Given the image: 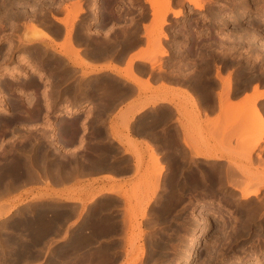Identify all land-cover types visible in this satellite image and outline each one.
Instances as JSON below:
<instances>
[{"label": "rangeland", "instance_id": "374dc122", "mask_svg": "<svg viewBox=\"0 0 264 264\" xmlns=\"http://www.w3.org/2000/svg\"><path fill=\"white\" fill-rule=\"evenodd\" d=\"M77 1L82 7L83 0H2L3 5L0 6V17L12 18L16 21L21 19L25 20V24L22 27L17 25L18 27L12 30L14 32H17V34L9 33V36L4 33L0 34V51L5 49L4 53H0V58L1 56L7 57L6 59H4V61H0V81H4L7 83L15 81V79H11L8 77L9 73L7 72V68L10 66L14 67L18 65L21 69L20 72H23L24 75H18L19 72L15 73L19 78V80L16 82L20 83L21 81H26L27 87H34V93H32L29 97H26V101L24 103L18 105V108H20L22 112H25L28 115L22 121V128H19L17 130L21 134L0 135V162L2 161L0 165V193L2 194H0V203H2L0 204V209L3 203H7L6 206L10 204V202H13L15 204V207L13 206L12 210L9 213H7L6 215H0V223L3 221V219H6L5 221H3V224L6 225L5 228H7L8 225V228H10V220L13 219L15 214H17L18 209L24 208L26 204L35 206L37 204H49L53 202L52 204L55 205L58 210L61 209L60 211H64H62V213H64V220L61 219L59 230L55 232V234L53 233V236L51 235L52 238L47 235L44 238L43 245L45 246L42 247L43 249H41V251H37L38 253L36 255L29 256L27 259L22 260L20 264H47V258H49L47 256L49 255V253L47 254L48 246L51 244V247H53L55 244H59V241L62 240L63 233L66 230L70 231L72 229L71 231H73L77 229L79 227V224L81 225L84 221H86V219H88L87 217H90V215L97 211L96 209L100 201H102L104 204L108 201L106 203V205L108 206L104 207V211L105 208H108L109 210L106 209V211L108 210L110 213H115L116 215H118L119 217L117 216V218H119L120 227H122V224H125L128 220L125 224V228L127 227V230L125 229V233H121V241H119L120 245H123H119V248L121 249V247L125 246L129 239H132L131 242L132 244H134V247L135 245L137 246L140 243H143L145 250L144 259L146 258L145 261H148L151 258L154 259V262L151 259L146 262V264H151L152 262L156 264L155 261H158L159 259V264H172L176 261L177 264H182L184 256L178 253L175 254L174 252L179 251L180 248L183 249L186 247H189V249L193 251L192 257L189 258L190 264H228L238 260L239 256L244 258L247 257V260H251L253 256L258 253L264 254V243L259 241L260 239L264 240V232L262 231V228H264L262 227L264 226V204H262V201H264V182L261 185L260 190L257 192L258 194L256 193L254 195H251L248 199H240V193L230 187L229 182L231 181H228L227 179L228 177H230L231 173V176H233V178L235 177V180L239 181L240 177L241 181L243 180L242 185H244L243 182H251L255 179V177L258 176V174L260 175L264 173V161L261 159L262 154L259 152L257 155L259 161L254 162L249 151L250 147L248 146V148L244 149L246 145L245 144L242 148V143L253 142L255 140V136L260 130L258 127L257 129L252 128V126V129L243 130L247 124L245 123L244 126V121H242L244 119L243 116L246 114L248 116V114H250V110L253 113L255 112V110H258L254 104H250V109L246 110L248 112H245V109H243V105H239L237 109L238 111L236 110L237 112L235 111L225 120V123L228 125H233L235 121L238 120V142L234 146H232V149L237 152L235 153V156L237 159L239 158L238 160H235L233 157H228V161L225 165L219 162H210L206 160L188 161L183 153H178L177 151H175L173 153L174 159L170 161L164 159L165 154L163 156H160L156 151H154V149L149 148L150 153L148 159L145 163H143L140 151L137 148L133 147L131 152L135 156L134 175L138 176V179L134 183H117V185H113V192H110L111 194L102 193L96 197L95 192L98 188L109 186L102 184L99 185L97 182H80V176L86 173V168L92 165L106 166L108 157H112L114 153H119V150L114 149L113 146L107 145L106 129L105 127L103 128L101 126H97L96 128L92 129L91 134L86 137L87 141H90L88 142L90 143V145H88L90 147L88 150L73 152L69 151L68 149L70 141L73 142L75 140H81L82 136H78L79 130L81 128L83 131H86L88 129L89 123L96 122V120H88L87 118V115H89L93 109L90 108L86 114L81 115V113L84 111H82V107L78 105L77 102V95H79L78 91L80 89V85L90 84L91 79H83V81H78L77 83H75V80L79 77V75L67 67L65 70H63V72L60 73L61 79H58L56 84H62V93H58L57 95L66 94V98L65 100H58L56 102H53L52 99L54 94H50V90L46 88L42 90V98H39V96L37 95L36 91L39 83H37V81L35 80L34 70H30V67H36L35 64H29L30 66H28L26 62H21L24 58H26V55H23L24 52L26 53L27 50H31V48L37 51V54H44L46 57L50 42L54 43L57 51L62 50L66 51L68 55H73V61L76 62L77 59L82 61L80 55L78 54L79 49L76 53H74L66 47L65 42L63 43L55 41L56 38L61 36V29L49 24L50 14L52 16L56 15L55 17H59V15L63 12V16H66L67 20L73 19L71 8L77 5ZM170 1H172V3L170 2L171 4L170 9L168 10L169 12L166 11V14L164 15L165 22L163 20L164 23H160L162 26L158 23V17H154L155 14H153L154 11L150 7V4L147 1L143 0L101 1L102 11H107L108 13H110L109 15H112L111 11H113L112 16H114V21L119 22L123 17L129 16L125 19H128L130 23L123 25V27L121 28L103 30V25H100L98 29L93 30L94 34H92L89 31L90 24L87 23V25H81L86 31L87 35L93 38L98 53H106L107 51L114 50L116 46L123 43L126 44L127 47L121 46V48H116V52L118 54H123L129 47L142 44V42L137 40L136 38L139 31V22H144V34L147 37V41L143 48L146 50V54L149 56V53L151 51L154 52L156 50H164L163 54L167 56L165 59H162L161 57H158V54H156L154 55L155 58L153 56L155 60L153 59L152 62L150 61L152 59L151 58L149 60L150 63L152 65L158 64L161 68L163 65H174L177 63V61L184 62L186 65L191 67L192 72L198 76V81L195 82L199 89H207L210 91L213 90L216 83L209 76L212 69L215 70V75L223 82V88L229 85V90L233 85V77L236 78L238 91L242 90L250 82L255 83L254 87L258 84H264V0H203V6L200 8L192 7L191 3L189 4L187 0H174V2L173 0ZM178 1L180 5L178 4ZM12 2H14V6ZM91 5L92 4L90 3V9L92 10L94 6ZM113 6L115 8L112 10ZM172 10H180L181 12L179 11L180 13L173 15ZM77 14L72 20L73 25L71 26L72 28L70 31V39L74 46L79 45V40L73 36V30L76 26V23L78 22V17H80V12H78ZM90 16L91 13L85 15L83 20L86 21L87 17ZM148 16H150V18H148ZM30 21L37 22L38 25H40L41 27L43 26V29L48 32L50 31L49 34L52 36L50 40L49 38H43L42 40L23 45V34L24 32H27L26 27L28 25V22ZM1 30L5 29L0 28V31ZM246 31L253 36H249V33H245ZM101 35L104 36L101 37ZM11 36H15L17 38L14 39ZM97 36L98 38H96ZM108 36L112 38H107ZM242 36H246V38H242ZM2 42H6L7 45L4 46L3 44H1ZM39 43H41L42 46ZM40 47L43 48L41 49ZM192 49L195 51V53ZM15 53L17 54L15 56L16 60H12ZM197 53L199 55H196ZM186 55H188V57ZM55 60L58 64L63 63V59L61 58L56 57ZM130 64L125 68L123 72L126 77H133L131 74V70L136 73H143V71L146 69L145 62L136 63L134 64V67L132 64L130 66ZM153 74L154 73L149 74L150 78L153 76ZM42 77V73H40L38 75V78L42 79ZM93 80V87H89L88 92H85L84 96L93 93L96 98H98V102H100L99 104L103 102L106 103L107 93L115 92V95H123L132 92V87L129 84H120L119 80L106 73H100L94 76ZM226 81L227 83L229 82L227 85ZM19 85L21 87L26 86L23 83ZM225 89H223L224 93L226 92ZM228 94H230V91L228 92ZM22 95L24 94L19 93V96ZM225 96L227 97L226 94ZM149 100L154 101L155 97H152ZM41 101L43 103H41ZM60 101H63V103H61ZM1 102L2 100L0 99V105H5ZM73 106H76L75 111L72 112L71 115L69 114V116H64L65 113L63 109ZM16 108L17 106L12 105L5 106V110L3 113H6L7 111L12 112ZM104 109L105 106L101 108V111ZM239 110H241L242 112ZM166 112L167 109H163L162 111H160V109L154 108L143 112L137 117V123L140 125V129H150L152 130V133H157V127L158 125L162 124L164 120L163 117H165L167 114ZM243 113L244 115H242ZM0 115H2V112H0ZM55 118H58V120L59 118H61L63 122L59 121L56 123L54 122ZM245 122L249 121L245 120ZM200 140L202 141L203 138H200ZM125 142L127 143L129 148L130 143L127 140H125ZM11 150L15 152L13 153ZM98 152L101 154H97ZM195 152L198 151H194V153ZM219 153L222 152L220 151ZM166 154L170 155V152L168 151ZM13 155L17 156L16 158L18 160ZM10 158L11 160L14 158V160H12L13 162L9 161ZM6 159H8V161ZM119 159L123 160V156L120 155ZM240 159H243V162L240 161ZM3 160L5 163L3 162ZM125 162L126 165L129 164L128 161ZM17 163L28 165L32 169L35 166L34 170H32V173H35V177L31 173L30 175L26 173L18 174L13 170L11 171L9 167L14 164L16 165ZM3 164L10 166L6 167ZM47 165L49 168L47 167ZM50 166L53 167L51 168L52 171L50 170ZM160 168L161 172L165 169L162 176L161 172L159 173ZM240 172L242 173L240 174ZM233 174L236 175L234 176ZM252 175H254V177H252ZM66 177H70V182L65 179ZM230 179H232V177ZM232 181L235 182L234 180ZM183 182H187L189 184V187L182 186L181 183ZM156 183L158 184L157 191L154 194L152 201L147 206L148 208L146 207L143 210L142 206H144L147 198L151 195ZM179 183L181 184L180 187ZM209 183H213L214 186L219 187V191H217V194H214L213 196L203 194V187L205 186V184ZM86 190L88 191V193L83 194V192ZM114 191H117L118 193L120 192V196L117 195L118 193L115 194ZM177 192L179 193L177 194ZM115 195L118 196L116 197L118 199L115 198L116 200L114 199ZM171 195H173V198L171 197ZM54 197L57 199H55ZM99 198L102 199L100 200ZM39 199H41V201ZM95 204L97 205L95 206ZM121 205L124 206L121 207ZM113 206L115 207L113 208ZM210 206L219 208L221 210V215L216 213H208V215L205 217L206 219L204 224L198 222L199 218L197 217V214L200 211L206 213L207 208ZM140 208H142V211L144 212L143 217L141 216L142 211ZM123 209H125L126 213L124 211L121 212ZM117 210H119L120 213H117ZM160 212H162V214ZM239 213H244L243 217L245 218H243L244 221L241 220L242 222H240L241 218L239 217ZM124 215H126V217L128 218L125 221L124 219H126V217H124ZM137 215H139V217ZM122 216L124 219L122 218ZM138 222L140 224H138ZM180 222L181 224H179ZM184 224H187L188 226ZM243 224L244 226H242ZM257 224L259 225V228ZM90 226L91 225H89L88 227ZM182 228L185 229L183 230ZM139 229L143 231L142 237L143 240L145 238L146 241L141 240L140 242L139 238L135 237L137 236L136 234ZM161 229L163 231H161ZM257 231H259V233ZM149 232L152 235H148ZM156 232L157 234H159H156L155 236L154 233ZM254 234L256 235L254 236ZM177 236H179L178 238L180 239H178ZM192 236H196L197 240L196 242L190 243V239ZM122 237L125 239H122ZM166 237L167 239L165 240ZM171 237L174 240H171ZM157 240L163 245L165 244V246L169 247H166L167 249L165 248L166 252L164 254L155 252L150 255V243H153ZM144 242H146V244H144ZM256 243L259 246V249ZM145 245L147 247H145ZM171 250L174 252H172ZM205 254L207 257L205 256ZM118 255L119 256H117L116 263L124 264V261L126 259L125 255L123 256V253H119ZM129 259H133V255L130 256ZM201 260L204 263H202ZM53 264H58V262L56 261ZM64 264L71 263L65 262Z\"/></svg>", "mask_w": 264, "mask_h": 264}, {"label": "crops", "instance_id": "0c3cea01", "mask_svg": "<svg viewBox=\"0 0 264 264\" xmlns=\"http://www.w3.org/2000/svg\"><path fill=\"white\" fill-rule=\"evenodd\" d=\"M60 16H63V13ZM128 23L130 21L124 18L123 21L116 22L109 28H121ZM143 23L139 22L137 34V40L141 41L142 44L129 47L130 49H126L123 54L116 52V48L127 47L123 43L116 46L112 51L96 55H92L88 50L80 49L78 54L82 61L77 59L75 62L73 55L68 56L57 51L54 43L50 42L48 47L50 53L63 59L65 65L79 75L75 83L83 81V79H91L90 84L80 85L77 102L84 111L81 115L86 114L90 108L93 109L87 118L88 120H96V122L89 123L86 131H83L82 128L79 130L78 136H82V141H70L69 151L88 150L90 148L88 142L90 141H87L86 137L97 126L105 127L107 145L119 150V153H114L112 157H108L106 166L92 165L86 168V173L80 176L81 183L97 182L99 185L102 183V185L107 186H113L120 182L134 183L138 176L134 175L135 156L131 152L133 147L140 151L143 163L148 159L149 148H152L160 156L165 154V160L172 161L174 159L173 153L177 151L183 153L188 161L206 160L225 165L228 157H233L235 160L239 159L235 156L237 152L232 149V146L238 142V120L233 125L226 124L225 120L238 109L239 105H243V109L248 107L245 108L247 110L250 109L249 105L252 103L264 115V93L263 96L254 97L258 92L254 90V82H250L249 87L247 85L238 91L236 78L233 77L230 94L225 98L223 82L215 75L214 69L211 70L209 76L216 85L210 91L196 87L195 81H198V76L192 72L191 67L183 62L177 61L174 65H163L160 68L158 64L151 65L149 60L135 58L139 55H146V50L143 47L147 39L144 34ZM63 39V36H59L55 41L61 42ZM131 57L134 58L130 62ZM158 57L165 59L167 56L163 54ZM141 62L146 64L143 73L133 71L135 77H125L123 72L129 65L128 63H132L134 67V64ZM100 73H106L116 78L120 84H129L132 87V92L123 95H115V92L107 93V101L101 105L93 93L84 96V93L88 92V88L93 87V77ZM150 73H154L151 78ZM135 79L137 82L133 81ZM256 90L264 92V84H258ZM152 97H155L153 102L149 100ZM104 106L105 109L101 111ZM152 108L160 109V111L167 109L162 124L157 127V133H152L150 129H140V125L137 123V117ZM200 138L203 140L201 141ZM125 140L130 143L129 148ZM168 151L170 155L166 154ZM194 151H198L199 154L212 151L219 153L221 151L223 156L221 154L217 158H206L199 155L200 158ZM259 152L264 161V135L256 147L250 151L254 162L259 161L257 156ZM120 155L123 156V160L119 159ZM125 161H128L129 164L126 165ZM240 161L243 162V159ZM164 170H162L161 176L164 174ZM65 179L70 182V177ZM87 193V190L83 192V194Z\"/></svg>", "mask_w": 264, "mask_h": 264}, {"label": "bare ground", "instance_id": "6f19581e", "mask_svg": "<svg viewBox=\"0 0 264 264\" xmlns=\"http://www.w3.org/2000/svg\"><path fill=\"white\" fill-rule=\"evenodd\" d=\"M80 1V0H79ZM145 1H147L149 4H150V7L152 8V10L154 11L153 12V14H155V18H157L158 17V19H159V24L160 23H162L163 22V20H164V15L166 14V11H168L169 9H170V4L172 3V1H170V0H145ZM181 1V0H180ZM188 2H189V4L191 3V5H192V7H194V8H200V7H202L203 6V0H187ZM207 1V0H206ZM210 1V0H209ZM233 1V0H232ZM235 1V0H234ZM239 1V0H238ZM241 1V0H240ZM15 2V1H14ZM14 2H12L13 3V6H14ZM17 2V1H16ZM19 2V1H18ZM139 2V1H138ZM171 2V3H170ZM173 2H174V0H173ZM212 2V1H211ZM237 2V1H236ZM257 2V1H256ZM263 2V1H262ZM34 3V2H33ZM47 3V2H46ZM77 3V5L76 6H74V7H72L71 9H72V12H71V14H72V17H73V19L75 18V15L78 13V12H80V11H82L83 10V8L80 6V3L77 1L76 2ZM182 3V2H181ZM264 3V2H263ZM25 4V3H24ZM138 4V3H137ZM175 4V3H174ZM178 4H179V1H178ZM230 4V3H229ZM1 5H3V4H1ZM12 5V4H11ZM18 5V4H17ZM32 5V4H31ZM180 5V4H179ZM227 5V4H226ZM261 5V4H260ZM7 6V5H6ZM16 6V5H15ZM20 6V5H19ZM21 6H23V5H21ZM172 6V5H171ZM243 6V5H242ZM247 6V5H246ZM28 7V6H27ZM43 7V6H42ZM11 8V7H10ZM23 8V7H22ZM65 8V7H64ZM259 8V7H258ZM7 9V8H6ZM17 9V8H16ZM173 9V8H172ZM249 9V8H248ZM251 9V8H250ZM10 10V9H9ZM23 10V9H22ZM64 10V9H63ZM68 10H70V9H68ZM67 10V11H68ZM183 10V9H182ZM20 11V10H19ZM34 11V10H33ZM58 11V10H57ZM180 10H172V12H173V15L175 14H178V13H180L179 12ZM2 12H4V11H2ZM23 12V11H22ZM27 12V11H26ZM29 12V11H28ZM70 12V11H69ZM169 12V11H168ZM171 12V11H170ZM230 12V11H229ZM7 13H8V11H7ZM6 13V14H7ZM19 13V12H18ZM51 13V12H50ZM191 13V12H190ZM261 13V12H260ZM21 14V13H20ZM68 14V13H67ZM70 14V13H69ZM262 14V13H261ZM4 15V14H3ZM14 15H15V13H14ZM32 15V14H31ZM78 15V14H77ZM242 15H243V13H242ZM241 15V16H242ZM2 16V15H1ZM20 16V15H19ZM34 16V15H33ZM56 15H54L53 17H55ZM151 16H152V14H151ZM213 16V15H212ZM240 16V17H241ZM244 16H246V15H244ZM260 16V15H259ZM16 17V16H15ZM22 17V16H21ZM37 17V16H36ZM39 17V16H38ZM166 17V16H165ZM7 18V17H6ZM23 18V17H22ZM68 18V17H67ZM76 18H77V16H76ZM12 19V18H11ZM18 19V18H17ZM55 20H56V22L58 21V22H60V23H62V24H64L65 25V28H66V32H65V38H64V41H63V43L65 42V44H66V47L67 48H69L72 52H74V53H76L77 52V50L78 49H76L75 47H74V44L71 42V39H70V31H71V26L73 25L72 24V20L73 19H70V20H67L66 19V16H64L63 18L61 17L60 18V16L59 17H55L54 18ZM69 19V18H68ZM246 19V18H245ZM37 20V19H36ZM40 20V19H39ZM35 21V20H34ZM38 21V20H37ZM70 21V22H69ZM153 21V20H152ZM164 22H165V20H164ZM163 22V23H164ZM40 23V22H39ZM219 23V22H218ZM41 24V23H40ZM147 24V23H146ZM151 24V23H150ZM157 24V23H156ZM161 25V24H160ZM211 25H213V24H211ZM26 26V25H25ZM46 26V25H45ZM154 26H155V24H154ZM159 26V25H158ZM162 26V25H161ZM43 27V26H42ZM40 25H38L37 24V22H33V21H30V22H28V25H27V27H26V29H27V32H24V36H23V38H22V41H23V45H25V44H29V43H32V42H35V41H39V40H42L43 38H49V40H50V38L52 37L50 34H49V32L48 31H46L45 29H43ZM147 27V26H146ZM150 27V26H149ZM149 27H148V29H149ZM216 27V26H215ZM159 28V27H158ZM250 29H251V27H250ZM181 30V29H180ZM184 30V29H183ZM182 30V31H183ZM160 31H161V28H160ZM182 31H180V32H182ZM215 31V30H214ZM248 31V30H247ZM245 32V33H249V32ZM254 31V30H253ZM21 32V31H20ZM174 32H176V31H174ZM186 32V31H185ZM149 33V32H148ZM196 33V32H195ZM256 33V32H255ZM160 34H161V32H160ZM240 34V33H239ZM254 34V33H253ZM21 35V34H20ZM130 35V34H129ZM133 35V34H132ZM173 35H174V33H173ZM172 35V36H173ZM183 35V34H182ZM252 34H250L249 33V36H251ZM255 35V34H254ZM126 36V35H125ZM147 36H149V35H147ZM166 36V35H165ZM237 36V35H236ZM241 36V35H240ZM239 36V37H240ZM253 36V35H252ZM244 36H242V38H243ZM244 38H246V36L244 37ZM249 38V37H248ZM256 38V37H255ZM137 39V38H136ZM146 39H147V37H146ZM175 39H177V38H175ZM184 39V38H183ZM53 40V39H52ZM150 40V39H149ZM261 40H263V39H261ZM73 41V40H72ZM16 42V41H15ZM43 42V41H42ZM175 42V41H174ZM197 42V41H196ZM261 42H263V41H261ZM38 43V42H37ZM46 43V42H45ZM128 43V42H127ZM15 44V43H14ZM39 44H41V43H39ZM44 44V43H43ZM179 44V43H178ZM261 44H263V43H261ZM260 44V45H261ZM11 45V44H10ZM206 45V44H205ZM37 46V45H36ZM41 46H42V44H41ZM64 46V45H63ZM154 46V45H153ZM45 47H46V44H45ZM44 47V48H45ZM62 47V46H61ZM262 47V46H261ZM41 48V47H40ZM43 48V47H42ZM41 48V49H42ZM196 48V47H195ZM12 49V48H11ZM32 49V48H31ZM130 49V48H129ZM189 49V48H188ZM199 49V48H198ZM10 50V49H9ZM16 50V49H15ZM176 50V49H175ZM179 50V49H178ZM193 50V49H192ZM194 51V50H193ZM62 52V51H61ZM63 52H66V51H63ZM178 52V51H177ZM187 52V51H186ZM164 53V50H156V51H151L150 53H149V56L146 54V55H143V56H140L139 55V57H135V58H143L144 60H150L151 58V60L150 61H152L154 58H155V56L154 55H156V54H158V55H162ZM194 53H195V51H194ZM199 53V52H198ZM196 54V55H199V54ZM8 55V54H7ZM37 55V54H36ZM70 55V54H69ZM76 55V54H75ZM169 55V54H168ZM153 56H154V58H153ZM187 57H188V55H186ZM134 57H131V59H130V62L132 61V59H133ZM4 59V58H3ZM191 59V58H190ZM138 60V59H137ZM155 60V59H154ZM159 60V59H158ZM180 60V59H179ZM188 60V59H187ZM85 61V60H84ZM153 62V61H152ZM169 63V62H168ZM184 63V62H183ZM198 63V62H197ZM196 63V64H197ZM201 63V62H200ZM128 64H130V63H128ZM127 64V65H128ZM132 64V63H131ZM131 64H130V66H131ZM191 64V63H190ZM152 65V64H151ZM18 66V65H17ZM17 66H10V67H8L7 68V72L9 73V78H15L16 79V77L18 78V76H17V74H15V73H18L19 72V74L18 75H24L23 74V72H20L21 71V69L19 68V66L17 67ZM188 66V65H187ZM175 67V66H174ZM23 68V67H22ZM170 68H172V67H170ZM176 68V67H175ZM174 68V69H175ZM202 68V67H201ZM6 70V69H5ZM25 70V69H24ZM28 70V69H27ZM124 70V69H123ZM26 71V70H25ZM38 71V70H37ZM162 71V70H161ZM41 72V71H40ZM246 72V71H245ZM40 74V73H39ZM38 74V75H39ZM122 74V73H121ZM131 74H132V76L133 77H135V74H133V71L131 70ZM126 77V76H125ZM129 78H130V76H129ZM224 78V77H223ZM245 78V77H244ZM19 79V78H18ZM137 79V78H136ZM136 79L135 80H133V81H136ZM243 81V80H242ZM253 81V80H252ZM137 82V81H136ZM229 83V82H228ZM227 83V81H226V85L228 84ZM223 84V83H222ZM243 86H244V84H243ZM247 87H249V85L247 86ZM256 87H257V85L254 87V90L255 91H258L255 95H254V97H256V96H263L262 94L264 93V92H261V91H259V90H256ZM225 88H227V89H225ZM225 88H223V89H225V93L224 94H226L227 96L229 95L228 94V92L230 91L229 90V85L228 86H225ZM221 91V90H220ZM221 94V93H220ZM196 97V96H195ZM221 97V96H220ZM163 98V97H162ZM225 98H226V96H225ZM160 99V98H159ZM165 99V98H164ZM157 100V99H156ZM221 100H222V98H221ZM251 100V99H250ZM99 101V100H98ZM155 101V100H154ZM160 101V100H159ZM224 101V100H223ZM153 102V101H152ZM162 102V101H161ZM221 102V101H220ZM227 102V101H226ZM225 102V103H226ZM254 102V101H253ZM2 103V102H1ZM100 103V102H99ZM222 103V102H221ZM224 103V102H223ZM224 103V104H225ZM233 103V102H232ZM148 104V103H147ZM155 104V103H154ZM223 104V105H224ZM253 104V103H252ZM101 105V104H100ZM233 105V104H232ZM78 106V105H77ZM227 106H229L230 107V105H227ZM250 106V105H249ZM67 107V106H66ZM65 107V108H66ZM228 107V108H229ZM234 107V106H233ZM239 107V106H238ZM140 108V107H139ZM138 108V109H139ZM245 108H248V107H245ZM244 108V109H245ZM0 111L1 112H4V110H5V105H0ZM75 109H76V106H73V107H68V108H66V109H64V112H65V116H69V114L71 115V113L72 112H74L75 111ZM78 110V109H77ZM225 110V109H224ZM248 110V109H247ZM141 111V110H140ZM229 111H230V109H229ZM238 111V110H237ZM236 111V112H237ZM239 111H241V110H239ZM48 112V111H47ZM139 112V111H138ZM231 112V111H230ZM242 112V111H241ZM245 112H248V111H246V109H245ZM250 112V114L252 115H250V114H248V116H247V114L246 115H244V113L242 114V115H244L243 117H244V119L242 120V121H244L243 123H244V126H245V123H247L246 124V126H245V128L243 129V130H249V129H252V128H259L260 130L258 131V133H257V135L255 136V140L253 141V142H251V143H248V142H245V143H242L243 144V146H242V148L244 147V145H245V147H244V149L245 148H248V146L250 147V151H251V149H253L254 147H256V145L258 144V142L262 139V137H263V135H264V128H263V126H264V115H263V112H261V111H257V110H255V112L253 113L251 110L249 111ZM239 113V112H238ZM248 118V119H247ZM242 119V118H241ZM245 120H247V121H249V122H245ZM59 121H62V119H60ZM250 121H251V123H250ZM254 121V122H253ZM63 122V121H62ZM60 124H61V122H60ZM64 124V123H63ZM57 125V124H56ZM248 125V126H247ZM243 126V127H244ZM251 126H252V128H251ZM248 127V128H247ZM257 128V129H258ZM257 129H255V130H257ZM254 131V130H253ZM240 134V133H239ZM214 135V134H213ZM246 136V135H245ZM15 138V137H14ZM13 139V138H12ZM16 139V138H15ZM27 142V141H26ZM100 142V141H99ZM2 143V142H1ZM21 144V143H20ZM31 144V143H30ZM56 144V143H55ZM96 144V143H95ZM241 144V145H242ZM32 145V144H31ZM99 145V144H98ZM11 146V145H10ZM17 146H18V144H17ZM31 147V146H30ZM13 148V147H12ZM11 148V149H12ZM240 148V147H239ZM25 149V148H24ZM23 149V150H24ZM97 149H99V148H97ZM4 150V149H3ZM18 150V149H17ZM12 151V150H11ZM102 151V150H101ZM4 152V151H3ZM13 152V151H12ZM15 152V151H14ZM13 152V153H14ZM19 153V152H18ZM196 153V155H202L203 157H212V158H217V157H219L221 154H222V156H223V153H217V152H211V153H205V154H199V152H195ZM22 154V153H21ZM20 154V155H21ZM31 154V153H30ZM97 154H101V153H97ZM6 155V154H5ZM11 155H12V153H11ZM15 155V154H14ZM13 155V156H14ZM17 155V154H16ZM4 156V155H3ZM99 156V155H98ZM102 156V155H101ZM15 158L17 157V156H14ZM22 157V156H21ZM200 157V156H199ZM25 158V157H24ZM40 158V157H39ZM201 158V157H200ZM211 158V159H212ZM9 159V158H8ZM8 159H6L7 161H8ZM17 159V158H16ZM15 159V160H16ZM103 159V158H102ZM12 160H14V158L12 159ZM11 160V158H10V160L9 161H12ZM18 160V159H17ZM20 160H21V158H20ZM19 160V161H20ZM25 160H27V159H25ZM25 160H24V162H25ZM41 161V160H40ZM101 161V160H100ZM2 162V161H1ZM1 162H0V165H1ZM3 162H4V160H3ZM13 162V161H12ZM5 163V162H4ZM9 163V162H8ZM7 163V164H8ZM11 163V162H10ZM16 163V162H15ZM20 163V162H19ZM29 163V162H28ZM38 163V162H37ZM102 164V163H101ZM4 166H8V165H5V164H3ZM41 165V164H40ZM10 166V165H9ZM8 166V167H9ZM101 166H103V165H101ZM46 167V166H45ZM47 167H48V165H47ZM5 168V167H4ZM10 168V170L12 171H14L15 173L17 172L18 174L19 173H26V174H29L30 175V173L31 174H33V176L35 175V173L33 172L32 173V170H34V168H35V166H34V168L32 169V168H30V166H28V165H23V164H14V165H12V166H10L9 167ZM42 168V167H41ZM49 168V167H48ZM51 168H53V167H51L50 166V170H51ZM56 168V167H55ZM61 169V168H60ZM99 169V168H98ZM108 169V168H107ZM161 170V168L159 169V173L161 172L160 171ZM35 171H36V169H35ZM45 171V170H44ZM52 171V170H51ZM241 171V170H240ZM6 173V172H5ZM8 173V172H7ZM39 173H41V172H39ZM38 173V174H39ZM57 173V172H56ZM106 173V172H105ZM158 173V174H159ZM234 173V172H233ZM242 172H240V174H241ZM10 174V173H9ZM8 174V175H9ZM37 174V173H36ZM239 174V173H238ZM59 175V174H58ZM234 175V174H233ZM236 175V174H235ZM234 175V176H235ZM11 176V175H10ZM63 176V175H62ZM257 176V175H256ZM7 177V176H6ZM17 177V176H16ZM26 177H28V176H26ZM25 177V178H26ZM32 177V176H31ZM35 177V176H34ZM64 177V176H63ZM116 177V176H115ZM232 177V179H230ZM252 177H254V175H252ZM14 178V177H13ZM20 178V177H19ZM30 178V177H29ZM162 178V177H161ZM218 178V177H217ZM235 178V177H234ZM233 178V176H231V173H230V177H228L227 179H228V181H231V182H229V184H230V187L231 188H233L234 190H237L239 193H240V199H248L251 195H254V194H256L259 190H260V187H261V185L263 184V182H264V173H262V174H258V176L257 177H255V179L253 180V179H251V180H253V181H251V182H248V181H246V182H243L244 183V185H242V181H241V178L239 177V181L238 180H235ZM236 178H238V177H236ZM1 179V178H0ZM21 179V178H20ZM28 179V178H27ZM32 179V178H31ZM62 179V178H61ZM159 179V178H158ZM230 179V180H229ZM15 180H16V178H15ZM162 180V179H161ZM160 180V181H161ZM165 180V179H164ZM232 180H234L235 182H233ZM248 180H250V179H248ZM8 181H10V180H8ZM159 181V180H158ZM201 181V180H200ZM221 181H222V179H221ZM0 182H1V180H0ZM24 182V181H23ZM58 182V181H57ZM103 182V181H102ZM156 182H157V180H156ZM163 182V181H162ZM9 183V182H8ZM174 183V182H173ZM186 183V182H185ZM10 184V183H9ZM9 184H8V186H9ZM102 184V183H101ZM176 184H177V182H176ZM225 184V183H224ZM117 185V184H116ZM180 183H179V187H180ZM185 185V184H184ZM184 185H182V186H184ZM226 185V184H225ZM4 186V185H3ZM3 186H2V188H3ZM7 186V185H6ZM161 186V185H160ZM181 186V187H182ZM186 186H187V184H186ZM220 186V185H219ZM5 187V186H4ZM113 187L114 186H109V187H100V188H98L97 190H96V192H95V194H96V197L97 196H99L100 194H102V193H109V194H111L110 192H113ZM120 187V186H119ZM157 187H158V184L156 183L155 185H154V190L152 191V193H151V195L147 198V200H146V202H145V204H144V206H142L143 207V210L149 205V203L152 201V199H153V196H154V194L156 193V191H157ZM7 188V187H6ZM10 189V188H9ZM180 189V188H179ZM8 190V189H7ZM4 191V190H3ZM9 191V190H8ZM177 191V190H176ZM217 191H219V187L218 186H214V184L213 183H209V184H205V186L203 187V189H202V192H203V194L204 193H206V195H209L210 194V196L212 195L213 196V194H217ZM1 192V191H0ZM6 193V192H5ZM114 193L116 194V193H118L117 191L115 192L114 191ZM164 193V192H163ZM179 192H177V194H178ZM1 194V193H0ZM120 194V192L117 194V195H119ZM122 194V193H121ZM225 194V193H224ZM258 194V193H257ZM2 195V194H1ZM7 195V194H6ZM112 195H113V193H112ZM183 195V194H182ZM4 196V195H3ZM93 196V195H92ZM120 196V195H119ZM148 196V195H147ZM173 195H171V197H172ZM94 197V196H93ZM107 197V196H106ZM116 197H118V196H114V199L116 198ZM130 197V196H129ZM170 197V198H171ZM3 198V197H2ZM25 198V197H24ZM33 198V197H32ZM39 198H40V196H39ZM55 198V197H54ZM112 198H113V196H112ZM111 198V199H112ZM173 198V197H172ZM1 199V198H0ZM45 199V198H44ZM51 199V198H50ZM55 199H57V198H55ZM95 199V198H94ZM93 199V200H94ZM100 199V198H99ZM102 199V198H101ZM100 199V200H101ZM116 199H118V198H116ZM115 199V200H116ZM122 199V198H121ZM146 199V198H145ZM175 199V198H174ZM19 200V199H18ZM36 200V199H35ZM40 201H41V199H39ZM46 200V199H45ZM44 200V201H45ZM54 200V199H53ZM98 200V199H97ZM120 200V199H119ZM171 200V199H170ZM12 201V200H11ZM17 201V200H16ZM47 201V200H46ZM107 201V200H106ZM105 201V202H106ZM112 201V200H111ZM121 201H123V200H121ZM130 201V200H129ZM173 201V200H172ZM25 202V201H24ZM59 202V201H58ZM108 202V201H107ZM106 202V203H107ZM175 202V201H174ZM53 203V202H52ZM52 203H49V204H46V203H44V204H37V205H25V207L24 208H20V209H18V211H17V214H15V216L13 217V219H11L10 220V228H8V226H7V228H5V226L6 225H4L3 223V221H5L4 219H3V221L0 223V227H1V229H0V264H20L21 263V261L22 260H25V259H27L29 256H33V255H36L38 252L37 251H41V249H43L42 247L43 246H45V245H43L44 244V238L47 236V235H49L50 236V238H52L51 237V235L54 233L55 234V232H57L58 230H59V227H60V222H61V219H63L64 220V213H62V211H60V210H58L57 209V207L55 206V205H53ZM106 203L104 204L102 201H100V203H99V205H98V207H97V211H95L92 215H90V217H87L88 219H86V221H84L81 225L79 224L78 226V228L77 229H75V230H73V231H68V230H66L64 233H63V238H62V240L61 241H59L60 243L59 244H55L56 245V247H55V245L53 246V247H51V244L48 246V249H47V254L49 253V255H47L49 258H47L48 259V263L47 264H53V263H55L56 261L58 262V264H64L65 262H68V263H78V264H115L116 262H117V256H119L118 254L120 253V254H122L123 253V256L125 255V261H124V264H146V262H148L149 260H153V262H154V259L153 258H151V259H149L148 261H145V259H144V252H145V250H144V245H143V243H140L139 245H135V247H134V244H132V242H131V240L129 239L128 241H127V243H126V245L125 246H123V247H121V249L119 248V245H120V243H119V241H121L120 239H121V233H125V229L127 228H125V224L127 223V217H126V215H124V217H126V219H124L123 218V216H122V218L124 219V221L125 220H127L126 221V223L125 222H122V223H125V224H122V227H120V224H119V218H117V216L118 215H116L115 213L113 214V213H110L108 210V208H105V211H104V207H107L108 205H106ZM110 203V202H109ZM113 203V202H112ZM117 203V202H116ZM125 203V202H124ZM173 203V202H172ZM0 204H2V203H0ZM7 204V203H6ZM6 204H4L3 203V205H1V211H0V215H6L7 213H9L11 210H12V208H13V206L15 205L13 202H10V204H8L7 206H6ZM18 204V203H17ZM21 204V203H20ZM36 204V203H35ZM120 204V203H119ZM97 204H95V206H96ZM105 205V206H104ZM114 205V204H113ZM138 205V204H137ZM151 205V204H150ZM3 206V207H2ZM59 206V205H58ZM110 206V205H109ZM124 205H121V207H123ZM6 207V208H5ZM15 207V206H14ZM115 206H113V208H114ZM116 207H118V206H116ZM139 207V206H138ZM5 208V209H4ZM148 208V207H147ZM159 208V207H158ZM3 209V210H2ZM65 209V208H64ZM106 209H108L107 211H106ZM112 209V208H111ZM117 209V208H116ZM115 209V210H116ZM141 209V211H142V208H140ZM93 210H95V209H93ZM139 210V209H138ZM165 210V209H164ZM119 210H117V213H120V211L118 212ZM125 212V209H123L121 212ZM221 210L219 209V208H216V207H213V206H210V207H208L207 208V211H206V213H203L202 211H200L198 214H197V217L199 218L198 219V222H200V223H202V224H204V222H205V217L208 215V213H216V214H219V215H221V212H220ZM14 212V211H13ZM64 212V211H63ZM88 212H90V211H88ZM133 212V211H132ZM139 212V211H138ZM86 213V212H85ZM126 213V212H125ZM125 213H123V214H125ZM135 213V212H134ZM141 213V212H140ZM161 214H162V212H160ZM89 214H91V213H89ZM136 214V213H135ZM137 214H139V213H137ZM177 214V213H176ZM231 214V213H230ZM171 215H173V214H171ZM87 216V215H86ZM138 217H139V215H137ZM141 216L143 217L144 216V212L142 211V214H141ZM119 217V216H118ZM241 217V216H240ZM246 217H248V216H246ZM10 218V217H9ZM66 218H67V216H66ZM83 218V217H82ZM86 218V217H85ZM136 218V217H135ZM170 218V217H169ZM172 218V217H171ZM245 218V217H244ZM197 219V218H196ZM249 219V218H248ZM66 220V219H65ZM68 220V219H67ZM82 220V219H81ZM141 220V219H140ZM247 220V219H246ZM8 221V220H7ZM6 221V222H7ZM137 221H138V219H137ZM168 221V220H167ZM194 221V220H193ZM244 221V220H243ZM250 221H251V219H250ZM64 222V221H63ZM121 222V221H120ZM240 222H242L241 221V219H240ZM140 223H141V221H140ZM139 222H138V224H140ZM169 223V222H168ZM167 223V224H168ZM189 223V222H188ZM247 223V222H246ZM249 223V222H248ZM7 224V223H6ZM9 224V223H8ZM177 224V223H176ZM175 224V225H176ZM179 224H181V222L179 223ZM206 224V223H205ZM89 225H91L90 227H88ZM164 225V224H163ZM174 225V226H175ZM178 225V224H177ZM184 225H187V224H184ZM258 225V224H257ZM261 225H262V223H261ZM140 226V225H139ZM151 226V225H150ZM188 226V225H187ZM186 226V227H187ZM221 226V225H220ZM242 226H244V224L242 225ZM246 226V225H245ZM248 226V225H247ZM163 227V226H162ZM172 227V226H171ZM181 227H182V225H181ZM240 227V226H239ZM263 227V226H262ZM175 228H177V227H175ZM179 228H180V226H179ZM178 228V229H179ZM205 228V227H204ZM243 228V227H242ZM246 228V227H245ZM258 228H259V225H258ZM138 229V228H137ZM148 229V228H147ZM165 229V228H164ZM183 229V228H182ZM182 229H181V231H182ZM185 229V228H184ZM183 229V230H184ZM239 229H241V228H239ZM127 230V229H126ZM154 230V229H153ZM158 230V229H157ZM156 230V231H157ZM166 230H168V229H166ZM173 230V229H172ZM161 231H163L162 229H161ZM161 231H159V232H161ZM187 231V230H186ZM244 231V230H243ZM260 231V230H259ZM259 231H257L258 233H259ZM169 232V231H168ZM240 232V231H239ZM242 232V231H241ZM147 233V232H146ZM170 233V232H169ZM173 233H175V232H173ZM151 233L149 232V234L148 235H150ZM155 234V236H156V234H157V232L156 233H154ZM159 234V233H158ZM157 234V235H158ZM162 234V233H161ZM167 234V233H166ZM184 234V233H183ZM190 234V233H189ZM264 234V233H263ZM57 235V234H56ZM137 236H135L136 238L138 237L139 238V240H140V242H141V240H143V231L142 230H138V232H137V234H136ZM145 235V234H144ZM152 235V234H151ZM164 235V234H163ZM171 235V234H170ZM169 235V236H170ZM177 235V234H176ZM182 235V234H181ZM245 235V234H244ZM256 234H254V236H255ZM261 235V234H260ZM259 235V236H260ZM48 236V237H49ZM53 236V235H52ZM129 236V235H128ZM165 236V235H164ZM168 236V235H167ZM258 236V237H259ZM145 237V236H144ZM173 237H174V235H173ZM179 236H177V238H178ZM163 238V237H162ZM172 238V237H171ZM171 238H168V239H171ZM252 238H254V237H252ZM255 238H257V237H255ZM260 238V237H259ZM122 239H125V238H123L122 237ZM152 239V238H151ZM167 239V237L165 238V240ZM175 239H176V237H175ZM178 239H180V238H178ZM186 239V238H185ZM133 240H134V238H133ZM144 240H145V238H144ZM143 240V241H144ZM149 240H150V236H149ZM155 240V239H154ZM171 240H174L173 238L171 239ZM196 240H197V237L196 236H192L191 237V239H190V243H193V242H196ZM137 241V240H136ZM142 241V242H143ZM146 241V240H145ZM148 241V240H147ZM152 241V240H151ZM150 241V242H151ZM260 241H261V239H260ZM53 242V241H52ZM96 242V243H95ZM124 242V241H123ZM165 242V241H164ZM167 242V241H166ZM175 242V241H174ZM181 242V241H180ZM183 242H184V240H183ZM95 243V244H94ZM122 243V242H121ZM189 243V242H188ZM54 244V243H53ZM125 244V243H124ZM144 244H146V242H144ZM148 244V243H147ZM177 244V243H176ZM121 245H123V244H121ZM120 245V246H121ZM151 245V246H150ZM150 247H148V248H150L151 250H150V255H152V253H157V252H159V253H161V254H164L165 252H166V250H165V248L166 247H169V246H165V244L163 245L161 242H159L158 240L157 241H155V242H151L150 243ZM168 245V244H167ZM179 245V244H178ZM183 245H185V244H183ZM193 245V244H192ZM181 246V245H180ZM180 246H178V247H180ZM187 246V245H186ZM253 246H254V244H253ZM258 246V245H257ZM145 247H147L146 245H145ZM171 247H173V246H171ZM174 247H175V244H174ZM184 247V246H183ZM252 247V246H251ZM259 247V246H258ZM192 248V247H191ZM208 248V247H207ZM254 248H256V247H254ZM262 248V247H261ZM167 249V248H166ZM173 249V248H172ZM210 249H211V247H210ZM203 250V249H202ZM170 251V250H169ZM168 251V252H169ZM172 251V250H171ZM147 252H149V251H147ZM168 252H167V254H168ZM172 252H174V251H172ZM172 252H170V253H172ZM175 254L176 253H178V254H182L184 257H183V260H182V264H190L189 263V258L190 257H192V255H193V251L192 250H190L189 249V247H186V248H183V249H181L180 248V250L179 251H176V252H174ZM204 253V252H203ZM147 254V253H146ZM201 254V253H200ZM133 255V259H129L130 258V256H132ZM154 255V254H153ZM160 255V254H159ZM172 255V254H171ZM203 255V254H202ZM41 256V255H40ZM155 256V255H154ZM164 256V255H163ZM162 256V257H163ZM205 256H206V254H205ZM121 257H122V255H121ZM152 257V256H151ZM166 257V256H165ZM164 257V258H165ZM207 257V256H206ZM240 257V256H239ZM238 257V260H236V261H234L233 263H228V264H247V263H249V264H264V254L263 253H258V254H256V255H254L253 256V258L251 259V260H247V257H240L239 258ZM120 258V257H119ZM156 258V257H155ZM160 258V257H159ZM158 258V259H159ZM249 258H251V257H249ZM123 259V258H122ZM166 259V258H165ZM181 259V258H180ZM199 259H200V257H199ZM203 259V258H202ZM210 259V258H209ZM29 260V259H28ZM31 260V259H30ZM121 260V259H120ZM160 260V259H159ZM158 260V261H159ZM158 261H155L156 262V264H157V262ZM192 261V260H191ZM123 262V261H122ZM151 263V264H154V263ZM160 262H162V261H160ZM177 262V261H176ZM176 262H174V263H172V264H177ZM201 262H202V260H201ZM207 262V261H206ZM202 263H204V262H202ZM223 263V262H222ZM45 264V263H44ZM117 264V263H116ZM122 264V263H121ZM158 264H159V262H158ZM207 264V263H206Z\"/></svg>", "mask_w": 264, "mask_h": 264}, {"label": "flooded vegetation", "instance_id": "af4514ba", "mask_svg": "<svg viewBox=\"0 0 264 264\" xmlns=\"http://www.w3.org/2000/svg\"><path fill=\"white\" fill-rule=\"evenodd\" d=\"M101 1L102 0H83V6H82L83 10L80 11V17H78V19H77L78 22L76 23V26L74 27V30H73V36L79 40V45L74 46V47L76 49H79V50L80 49H83L84 51L88 50L92 55L98 54V51L96 49L93 38L87 35L86 31L83 29L81 24H83V25H87V23L90 24L89 31L92 34H94L93 30L98 29V27L100 25H103V30H106L110 26H112L114 23H116V21H114V16H112L113 11H111L112 15H109L110 13H108L107 11H102ZM143 1H145V0H143ZM90 3L92 4L91 6H94V8L92 10L90 9ZM1 4H3L2 0H0V6H2ZM114 8L115 7L113 6L112 10ZM90 13H91V16L87 17V20L84 21L83 18L85 17V15H88ZM60 17H63V16H60ZM126 17L128 18L129 16H126ZM126 17H123L121 19V21H123L124 18H126ZM121 21H119V22H121ZM24 24H25L24 19L16 21V20L11 19V18L0 17V28L5 29V30H1L0 34L4 33V34H7L8 36H9V33L17 34V32H14L12 30L14 28H17L18 27L17 25L22 27ZM49 24H51L55 27H59L61 29V36H63L65 38V32H66L65 25L58 22V21L56 22V20L53 18V16L51 14L49 15ZM53 29H55V28H53ZM109 29L112 30V27ZM102 36H104V35H101V37ZM11 37L14 39L17 38L15 36H11ZM96 38H98V36ZM107 38L111 39L112 37L108 36ZM63 41H64V39H63ZM63 41H61V42H63ZM1 44H3L4 46L7 45L6 42H2ZM61 51L59 50V52L61 54L68 55V53L63 52V51L61 52ZM4 52H5V49L0 51L1 54ZM107 52H109V51H107ZM37 53L38 52L33 50V49L27 50V52L26 53L24 52V54H23V55H26V58H24L21 61V62H26L28 64V66H30L29 64H35V66H36V67H30L31 68L30 70H34L35 80L37 81V83H39V86L37 87V91H36L37 95L39 96V98H42L41 91L44 88H46V89L50 90V92H51L50 94H54L53 99H52L53 102H56L58 100H65L66 94L57 95L58 93H62L61 92L62 84L59 83L58 85H56L57 80L61 79L60 73L63 72V70H65L67 68V66L64 63V60H63V63L58 64V63H56V60H55L56 56L54 54L50 53L49 51L47 52L46 57L44 54H37ZM16 55L17 54L15 53L14 58H12V60H16V57H15ZM3 58L6 59L7 57L1 56L0 61H4ZM38 69H40V70H38ZM39 71H41V72H39ZM39 73H42V76H43L42 79L38 78ZM11 79H15V78H11ZM18 80L19 79L16 77L15 81H13V82L7 83L4 81L3 82L0 81V99L2 100V103H4L5 106H9V105L17 106V108L14 109L12 112L11 111H7L6 113L2 112V115H0V135H3V134H13V135L21 134L17 130L19 128H22V121L28 116L27 113L22 112L21 109L18 108V105L24 103L26 101V97H29L32 93H34V87H32V88L27 87L26 81H21L20 83L16 82ZM22 83L26 86L21 87L19 84H22ZM195 85L198 88L196 83H195ZM254 85H255V83L253 84V86ZM19 93H23L24 95L19 96ZM79 93H80V89L78 91V94ZM41 103H43V102L41 101ZM61 103H63V101ZM64 116H65V114H64ZM64 116H62V117H64ZM60 119L61 118H59V120ZM59 120H58V118H55L54 122L57 123V122H59ZM181 184L182 185L185 184L184 186H186V184H187L186 187H189V184L187 182L186 183L183 182ZM204 194H206V193H204ZM218 196H220V195H218ZM262 204H264V201H262ZM243 216H244V213H239V217L241 218V220H244ZM262 231L264 232V228H262ZM261 242L264 243V240H261ZM256 245H257V243H256ZM258 249H259V247H258Z\"/></svg>", "mask_w": 264, "mask_h": 264}]
</instances>
